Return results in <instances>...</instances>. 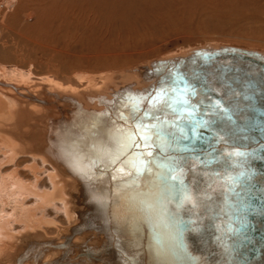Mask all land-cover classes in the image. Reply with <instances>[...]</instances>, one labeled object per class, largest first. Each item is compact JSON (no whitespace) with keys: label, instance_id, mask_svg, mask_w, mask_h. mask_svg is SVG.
<instances>
[{"label":"bare ground","instance_id":"bare-ground-1","mask_svg":"<svg viewBox=\"0 0 264 264\" xmlns=\"http://www.w3.org/2000/svg\"><path fill=\"white\" fill-rule=\"evenodd\" d=\"M0 4L2 40L5 12L20 8L11 0ZM21 12L32 20V9ZM223 46L230 45L196 48ZM196 48L159 59L186 57ZM8 49L0 45V264H198L181 248L176 217L187 211L174 203L182 194L157 179L177 165V157L162 152L182 149L165 133L160 118L170 115L167 108L147 102L159 77L147 70L158 59L66 80L34 76ZM130 89L136 93L121 96ZM115 95L120 103L109 122L101 114ZM141 161L145 170L137 173L133 165Z\"/></svg>","mask_w":264,"mask_h":264},{"label":"water","instance_id":"water-1","mask_svg":"<svg viewBox=\"0 0 264 264\" xmlns=\"http://www.w3.org/2000/svg\"><path fill=\"white\" fill-rule=\"evenodd\" d=\"M147 74L159 76L149 86L148 105L164 104L170 114L160 118L165 133L182 145L180 153L162 152L177 157L176 171L191 197L180 195L174 203L187 211L176 217L182 250L198 264H264V55L201 47L186 57L158 59ZM118 98L101 114L109 122Z\"/></svg>","mask_w":264,"mask_h":264},{"label":"rangeland","instance_id":"rangeland-1","mask_svg":"<svg viewBox=\"0 0 264 264\" xmlns=\"http://www.w3.org/2000/svg\"><path fill=\"white\" fill-rule=\"evenodd\" d=\"M11 1L0 45L34 76L96 75L206 43L264 51V0Z\"/></svg>","mask_w":264,"mask_h":264},{"label":"snow or ice","instance_id":"snow-or-ice-1","mask_svg":"<svg viewBox=\"0 0 264 264\" xmlns=\"http://www.w3.org/2000/svg\"><path fill=\"white\" fill-rule=\"evenodd\" d=\"M147 128V126H144ZM155 128V125L152 126ZM138 127V131H139ZM158 137H163V132L162 131H157L155 133ZM141 140L145 141V146L150 147V145L147 143V141L150 139L148 135H142L140 137ZM147 155L151 156L152 153L148 152ZM133 167L136 168L137 173L143 172L145 170L144 168V162L141 161L139 165H133ZM123 171V169H121ZM157 179L158 181L164 185L169 191H174L181 193L183 195L184 200H190V194L184 189L183 187V179H182V174H179L176 172V169L169 167L167 172H161L157 174ZM174 182V183H173Z\"/></svg>","mask_w":264,"mask_h":264}]
</instances>
